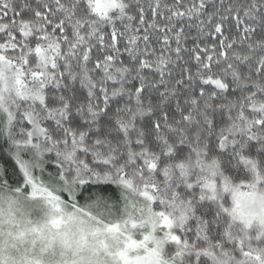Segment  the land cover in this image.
Returning <instances> with one entry per match:
<instances>
[{
	"label": "snow or ice",
	"instance_id": "snow-or-ice-1",
	"mask_svg": "<svg viewBox=\"0 0 264 264\" xmlns=\"http://www.w3.org/2000/svg\"><path fill=\"white\" fill-rule=\"evenodd\" d=\"M0 264H264V0H0Z\"/></svg>",
	"mask_w": 264,
	"mask_h": 264
}]
</instances>
